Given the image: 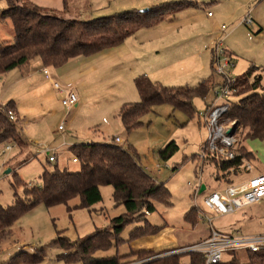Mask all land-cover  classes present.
<instances>
[{
    "label": "rangeland",
    "instance_id": "obj_1",
    "mask_svg": "<svg viewBox=\"0 0 264 264\" xmlns=\"http://www.w3.org/2000/svg\"><path fill=\"white\" fill-rule=\"evenodd\" d=\"M22 4L38 5L47 13L65 19L75 18L92 20L111 16L130 10H145L158 3L181 0H19ZM198 3L200 8H189L176 15L173 20L140 29L122 45L123 54L114 55L106 51L88 57L71 59L60 68L48 67L54 82L62 87L83 77L74 89L79 97L77 106L68 110L61 103L63 95L56 92L53 84L44 82L38 70L41 63L37 58L30 64L31 69H17L0 76V106L14 101L17 109L13 112L22 134H25L28 145L15 142L0 145V203L10 206L14 202V190L11 186L14 171L25 184H41L40 176L44 169H67L70 172L80 171V163L68 151L75 144L91 142H110L120 135L122 146L134 147L141 157L143 167L158 182H163L172 194V205L156 203V211L147 215L150 223L160 227L154 245L164 247L153 250L151 256L136 257L134 244L119 243L108 251L96 253L97 257L119 256L123 264H145L155 259L180 256L181 264H190V253L185 250L204 242L211 233V225L203 220L207 214L213 218L212 227L229 234L239 230L249 236L264 235V203L246 207L227 216H218L209 211L204 204L205 197L215 191H222L227 183L244 180L251 168L264 166V151L257 158L245 160L238 172L223 173L219 170L220 179L216 178V166L206 163L203 168L199 155L208 138L204 118L195 116L189 119L182 111L174 110L168 104L153 108V112L143 118L142 127L128 134L118 117L125 102L135 103L140 100L134 80L140 74L154 82L169 87L196 86L201 81L213 78V86L223 82V77L213 72V48L221 34L223 25L227 27L223 49L236 57L230 77L234 80L248 71L251 66L260 69L253 72L251 81L262 76L264 87V0H187ZM152 5V6H150ZM219 5H221L219 7ZM150 6V7H148ZM7 9V3L0 0V13ZM211 11L213 18L207 13ZM250 13L259 25L254 29L242 24ZM259 27V28H258ZM258 29V30H257ZM138 41V45L134 41ZM130 45L128 47V43ZM13 44L14 35L11 22L0 16V44ZM111 50V49H109ZM215 68V66H214ZM212 86V87H213ZM261 86V88H262ZM214 89L205 100L195 99L197 112L204 113L215 98ZM260 88V89H261ZM232 101L244 97L239 92ZM5 104V105H3ZM64 130L60 131L59 128ZM238 144L247 151L255 152L263 146L260 140L246 141L237 132ZM175 141L179 150L168 161L161 160L159 151L168 143ZM242 142V143H240ZM12 147L6 151V147ZM50 147L56 150L57 161L50 163L45 153L37 155V149ZM261 156V157H260ZM160 166L161 173L155 171ZM8 169L11 174H6ZM227 177L230 182H227ZM199 178L206 186V191L196 195ZM20 194L23 188L18 189ZM102 202L88 209H75L71 214L65 206L47 209L37 207L26 214L13 227V235L0 244V264H6L16 254L24 251L35 253L44 249V259L38 264H67L59 259L63 250L54 245L57 232L63 233L71 241H77L91 235L97 228L109 226L110 220L125 212L123 206H116L113 200V188L102 186ZM79 204V199L72 201ZM192 207L198 210V222L192 224L185 219ZM244 214V215H242ZM244 216V217H243ZM140 223L126 227L122 237ZM247 229V231H246ZM244 233V234H245ZM233 234V233H232ZM143 237L142 240H150ZM161 249V248H159ZM234 257L226 253L222 264H245L248 251L238 250ZM233 257V258H231ZM231 259V261H229ZM70 264H81L70 263Z\"/></svg>",
    "mask_w": 264,
    "mask_h": 264
},
{
    "label": "trees",
    "instance_id": "obj_2",
    "mask_svg": "<svg viewBox=\"0 0 264 264\" xmlns=\"http://www.w3.org/2000/svg\"><path fill=\"white\" fill-rule=\"evenodd\" d=\"M4 1L7 3V9L3 10L0 16L1 19L11 22L14 43L0 44V76L13 70L26 69L37 58L45 67L60 68L71 59L88 57L118 47L140 29L173 20L178 13L197 8L199 5L187 0L163 2L145 10L124 11L85 21L58 17L47 13L38 5L22 4L19 0ZM66 3L67 0H63L64 6H67ZM261 31L262 28L258 33ZM211 67L214 72V61ZM259 69L257 66H251L246 73L235 79L234 96L237 97L236 93L239 92L244 97L237 102L231 101V107L225 117L235 122L236 134L241 130V137L246 141L264 140V87L261 84L263 78L259 76L253 81L250 78L252 73ZM213 81L214 77L193 87H169L152 81L147 75H140L134 80L140 100L125 103L118 117L128 134L142 127L143 118L153 112L154 107L163 104L182 111L189 119L198 115L200 120L195 99L205 100L216 86L212 85ZM11 109H17L14 101L0 106V145L10 142L21 146L28 145L18 127V121L9 116ZM178 150L176 142L171 141L159 151V157L168 161ZM69 151L80 163L78 172L61 170L58 166L55 170L45 168L40 176L41 184H32L29 188L27 186L30 184L23 183L13 170L14 180L11 186L14 190V202L10 206L0 203V244L13 235L14 225L37 207L51 209L65 206L70 214L75 209H88L91 212L93 207L103 200L101 187L111 186L113 200L116 206L124 207V213L111 219L109 226L97 228L85 238L71 241L59 231L53 242L64 251L59 259L67 264H123L122 257H97L96 253L118 247L119 243H132L160 232V227L150 223L147 215L156 211V203L172 205V194L165 183L158 182L144 169L139 153L132 146H122L112 141L91 142L75 144ZM237 152L240 156L234 161L209 158L208 163L217 168V179H220L219 170L223 173L238 172L243 161L255 158L254 153L247 151L244 146H240ZM20 188H23L22 194L18 192ZM76 199H79V204L72 205V201ZM185 219L192 224L198 222L196 207L190 209ZM134 223L141 225L132 229L128 238L124 239L122 235L126 227ZM153 253V250H141L133 255L142 257L151 256ZM190 255V264H204L202 254ZM43 259L44 249L41 248L35 253L22 251L6 264H38ZM145 264L181 263L180 256H171ZM245 264H264V252H248V261Z\"/></svg>",
    "mask_w": 264,
    "mask_h": 264
},
{
    "label": "built area",
    "instance_id": "obj_3",
    "mask_svg": "<svg viewBox=\"0 0 264 264\" xmlns=\"http://www.w3.org/2000/svg\"><path fill=\"white\" fill-rule=\"evenodd\" d=\"M208 16H212V13L209 12ZM242 24L251 29H254L256 26L255 20L251 17L250 13L245 16ZM226 31L227 27L223 25L221 34L212 48L215 71L217 75L223 77V82L217 85L214 90V101L207 106L206 111L201 113L200 116L204 118V124L208 131L207 141L199 155L202 164L201 168L209 162L210 157H215L219 160L234 161L240 156L236 151L238 144L236 133L234 135L228 134V131L233 126H236V124L234 121L225 118L231 107L232 97H234L236 92L233 88L235 80L230 77L231 70L235 66L234 59L227 50L222 48L224 38L227 36ZM42 73L47 80H51L54 89L63 95L61 103L64 107L71 110L77 106L79 97L74 91L75 84L68 83L67 87H62L58 82L52 80L47 67L42 69ZM13 115L12 112H9L10 118L15 120L16 117ZM59 130L63 131L64 128L60 127ZM111 141L117 144L121 143L119 137H115ZM11 150L12 147H6V151ZM41 153L47 154L50 163L56 162V150L50 147L38 148L37 155ZM247 168L250 170L251 166L247 165ZM160 169V166L157 165L155 171L161 173ZM198 182L195 192L196 195L200 193L203 186L201 178H199ZM262 201H264V174L239 185H228L224 192H212L205 197L204 204L209 211L223 217ZM202 219L210 223V235L204 242L191 248L188 247L185 250L202 254L204 264H221L226 253H235L238 250H247L252 253L264 252V235L249 236L239 231L233 234H225L212 227L213 218L211 216L205 214Z\"/></svg>",
    "mask_w": 264,
    "mask_h": 264
},
{
    "label": "crops",
    "instance_id": "obj_4",
    "mask_svg": "<svg viewBox=\"0 0 264 264\" xmlns=\"http://www.w3.org/2000/svg\"><path fill=\"white\" fill-rule=\"evenodd\" d=\"M166 2V1H165ZM150 6H152V5H150ZM150 6H148V7H150ZM221 5H219V7H220ZM200 8V6L198 5V7H197V9H199ZM209 12H211V11H208V13ZM208 13H207V15H208ZM209 18H213L214 17V15L213 16H208ZM255 20V19H254ZM255 23L257 24V22H256V20H255ZM257 25H259V24H257ZM256 27V26H255ZM259 27H260V25H259ZM258 27V28H259ZM261 28V27H260ZM260 28H259V30H260ZM263 29V28H262ZM258 30V29H257ZM140 31V30H139ZM126 41H129V40H126ZM132 41H134V40H132ZM134 43L136 44V45H138V41L136 40V41H134ZM123 45V44H122ZM122 45H120V46H118V47H115V48H112L111 50H107L108 51V53H111L113 50H115V52H114V55H119L120 53L121 54H123L124 52H125V48H123L122 47ZM129 45H130V42L128 43V47H129ZM211 50H212V48H211ZM107 51H106V53H107ZM229 52V51H228ZM230 54H231V56L233 57V59H234V62L236 61V57H235V55H233V53H231V52H229ZM120 54V55H121ZM37 63L39 64V63H41V65L39 66V68H38V70L35 68V72L36 71H39V75L41 76V78H42V80L44 81V82H48V81H50L51 82V80H47L46 78H45V76H44V74L42 73V69L45 67L43 64H42V62H41V60H39V61H37ZM236 66V65H235ZM234 66V67H235ZM48 68V67H47ZM28 69H31V66L28 68ZM49 69V68H48ZM141 75V74H140ZM142 75H147V74H142ZM52 77V76H51ZM53 80V79H52ZM76 82H75V86L78 84V83H80V82H83V77H79V78H77V80H75ZM52 83V82H51ZM54 89V88H53ZM55 90V89H54ZM56 91V90H55ZM57 92V91H56ZM125 103H131V102H125ZM125 103H123L122 105H124ZM3 105H5V104H3ZM207 109V108H206ZM24 136H25V134H24ZM26 137V136H25ZM115 137H119L120 139H121V143L120 144H122V142H123V140H122V138H121V136L120 135H117V136H114L113 138H115ZM27 138V137H26ZM112 138V139H113ZM27 140H28V138H27ZM263 144V146H261V144H260V147H259V149L257 148L256 149V151L255 152H253V151H251V152H253L254 153V155H255V153H257L258 155H259V153H263V151H264V140L263 141H261ZM69 151V150H68ZM70 152V151H69ZM71 153V152H70ZM72 154V153H71ZM257 154L255 155V157L257 158ZM72 156H73V154H72ZM74 158H75V156H73ZM261 157V156H260ZM75 160H76V158H75ZM56 161H57V159H56ZM76 162H78L77 160H76ZM79 163V162H78ZM143 166V165H142ZM12 172V171H11ZM224 173H227V172H224ZM11 174V173H10ZM261 174H264V166L262 165V168H251L250 169V171L248 172V174H247V176H246V178L244 179V180H236V182L235 181H232L231 180V182H233V184L232 183H227L226 184V186L223 188V190L221 191V192H224L225 191V189H226V187L228 186V185H239V184H242L243 182H245V181H247V180H250V179H252V178H254V177H256V176H259V175H261ZM230 179L227 177V182H230L229 181ZM218 192H220V191H218ZM200 193H201V190H200ZM199 193V194H200ZM261 203V202H260ZM262 203H264V201H262ZM261 203V204H262ZM259 204V203H258ZM250 207V206H249ZM242 215H244V214H242ZM244 217V216H243ZM236 231H239V232H241L242 234H244L245 232H243V230L239 227V230L237 229V230H232V232L231 233H229V234H232V233H234V232H236ZM246 231H247V229H246ZM248 232V231H247ZM247 233H245L244 235H246ZM147 239H150V240H142L143 238H141V239H139V240H137V241H135L134 243H137V244H134L135 246H134V248H136V251H141V250H163L164 249V247H158V246H156V245H154L155 243H154V241H155V237L154 236H151V237H146ZM154 240V241H153ZM159 248H161V249H159ZM237 252V251H236ZM235 252V253H236ZM229 253H231V252H229ZM234 255L235 254H233L232 253V256L234 257ZM233 257H231V258H233ZM224 260V259H223ZM229 261H231V259L229 260ZM222 264V263H221Z\"/></svg>",
    "mask_w": 264,
    "mask_h": 264
},
{
    "label": "water",
    "instance_id": "obj_5",
    "mask_svg": "<svg viewBox=\"0 0 264 264\" xmlns=\"http://www.w3.org/2000/svg\"><path fill=\"white\" fill-rule=\"evenodd\" d=\"M236 130H237V127H236V126H233V127L231 128V130L228 131V134H230V135H234V134L236 133ZM11 171H12L11 169H8V170L6 171V174H10ZM205 191H206V186L203 185L202 188H201V193H203V192H205Z\"/></svg>",
    "mask_w": 264,
    "mask_h": 264
}]
</instances>
